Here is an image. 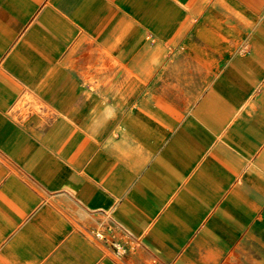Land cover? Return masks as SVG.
<instances>
[{
    "label": "crops",
    "instance_id": "crops-1",
    "mask_svg": "<svg viewBox=\"0 0 264 264\" xmlns=\"http://www.w3.org/2000/svg\"><path fill=\"white\" fill-rule=\"evenodd\" d=\"M194 1L0 0V264H264V0Z\"/></svg>",
    "mask_w": 264,
    "mask_h": 264
},
{
    "label": "rangeland",
    "instance_id": "rangeland-1",
    "mask_svg": "<svg viewBox=\"0 0 264 264\" xmlns=\"http://www.w3.org/2000/svg\"><path fill=\"white\" fill-rule=\"evenodd\" d=\"M195 1H197V0H195ZM208 1L209 2H214V0H208ZM191 12H192V17H193V22L197 23L200 20V18H201V14L196 9H191ZM221 28H222L221 31H223V33H226V34L233 33V34H235L236 37H239L240 42H238V44H239L238 47H237L238 51L246 53L249 50V45L247 43V38H246L247 35L246 34L248 33V31H250V29H249V26H248L247 22H246V24H244L243 20H241V21L239 20V23H238V20H234V23H232V21L230 20L229 24H224V25L221 26ZM208 29H209L208 30L209 33L218 32V27L215 25V18L209 24V28ZM149 39L152 42L154 41L151 37H149ZM207 54L212 56L214 54V52H212L210 50H207ZM166 58H167V56H166ZM103 60H104V58L101 59L100 63H103ZM167 60H168V58L166 60H164L163 63H167ZM112 63L116 64L117 61L112 60ZM258 93H260V90L256 89V90L253 91L252 96L255 97V96L258 95Z\"/></svg>",
    "mask_w": 264,
    "mask_h": 264
}]
</instances>
